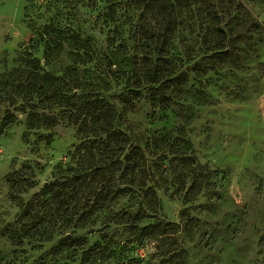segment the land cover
<instances>
[{
	"label": "rangeland",
	"instance_id": "374dc122",
	"mask_svg": "<svg viewBox=\"0 0 264 264\" xmlns=\"http://www.w3.org/2000/svg\"><path fill=\"white\" fill-rule=\"evenodd\" d=\"M165 62L170 80L143 79ZM34 67L109 103L156 195L143 225L161 230L111 225L114 255L86 264H264V0H0V264H84L103 219L84 227L28 206L79 144L61 104L40 106L54 127L28 128L15 86ZM22 167L32 184L14 175Z\"/></svg>",
	"mask_w": 264,
	"mask_h": 264
},
{
	"label": "trees",
	"instance_id": "16d2710c",
	"mask_svg": "<svg viewBox=\"0 0 264 264\" xmlns=\"http://www.w3.org/2000/svg\"><path fill=\"white\" fill-rule=\"evenodd\" d=\"M219 45L217 42L216 46ZM165 63L167 67L164 69L158 67L152 71L147 70L145 76L143 74V79L150 84L170 80L175 75V69L168 62ZM32 70L33 83L22 81L15 86L16 95L18 97L23 95L21 107L29 110L28 128L54 127L58 115L51 113L52 107L40 106L43 102L61 104L66 120L77 126L79 144L73 147L68 163L54 169L52 180L34 195L28 206L34 203L46 207L57 206L54 215L67 219L78 216L77 222H81L84 227L87 224L94 227L103 219L100 232L104 233L101 237L104 242L84 249L83 256H87L84 264L93 262L97 256L114 255L115 242L108 233L111 225L128 226L137 233V238L144 237V233L149 234L160 229L159 224L143 225L144 197L150 205V211L154 212L152 208L156 195L144 182L147 178L144 153L139 146L132 143L126 133L116 128L117 115L114 109L100 94H95L93 98L72 95L66 83H62L61 90L57 85L52 86L53 82H61L59 78L49 76L47 73L40 74L36 67ZM42 81L45 82L41 83ZM50 85L54 87V91L47 96ZM34 93H43V98L35 102ZM5 99L6 102L13 103L11 98L5 96ZM9 116L14 117L8 112V117L6 115L4 120L7 121ZM14 175L27 185L32 184L34 179L32 171L26 167L16 171ZM124 197L141 199L138 210L116 212L114 207ZM50 239L51 237L47 238ZM68 241L69 239L65 238L64 243ZM84 246H87L86 242Z\"/></svg>",
	"mask_w": 264,
	"mask_h": 264
}]
</instances>
